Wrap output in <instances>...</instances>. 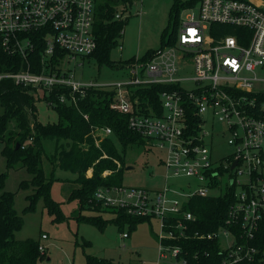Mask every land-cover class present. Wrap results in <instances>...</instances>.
<instances>
[{
    "label": "built area",
    "instance_id": "obj_1",
    "mask_svg": "<svg viewBox=\"0 0 264 264\" xmlns=\"http://www.w3.org/2000/svg\"><path fill=\"white\" fill-rule=\"evenodd\" d=\"M96 1L0 0L2 46L28 61L42 45L43 66L40 72L30 64L18 71H0V86L7 79L39 90L60 85L70 89L73 103L76 93L85 95L90 87L115 92L111 108L127 114L128 128L163 151L166 180L188 179L157 190L115 186L95 193L106 207L158 220L159 256L154 264H189V251L177 242L191 236L220 239L222 264L264 260V247L254 244L264 229V0H201L197 7L185 9L188 16L181 19L175 42L157 48L147 60L135 56L126 67V78L82 82L66 65L97 49ZM116 18H124L123 13L117 12ZM55 57L59 64L53 63ZM185 70L187 75L182 74ZM154 84L164 86L159 104L140 94ZM65 100L62 94L60 101ZM91 133L99 144L112 129L97 126ZM219 139L231 149L214 158ZM112 191L123 196L114 197ZM227 192L234 199L225 227L191 232L189 225L197 220L186 209L191 199ZM39 249L44 251L41 244Z\"/></svg>",
    "mask_w": 264,
    "mask_h": 264
},
{
    "label": "trees",
    "instance_id": "obj_2",
    "mask_svg": "<svg viewBox=\"0 0 264 264\" xmlns=\"http://www.w3.org/2000/svg\"><path fill=\"white\" fill-rule=\"evenodd\" d=\"M133 0H97L95 5L94 33L97 39V49L88 57H96L99 62L113 65L110 59L112 49L117 46L118 38L125 29L128 17L117 19L116 13L121 12L120 7ZM201 0H174L171 7V16L174 20L173 28L165 44L175 42L176 33L181 23L180 12L191 7H196ZM122 13V12H121ZM41 47L29 56L28 61L20 55H10L2 46L0 40V71H18L25 69L28 64L35 72L42 70ZM156 49H150L143 60H147ZM135 56L126 61H120L121 67H127ZM53 63L59 64L58 57ZM119 65V66H120ZM163 85L154 84L141 89L140 94L147 96L151 103L159 104V92ZM43 91V92H41ZM41 92V93H40ZM42 94V95H41ZM64 94L66 100L60 101ZM115 92L108 89L90 87L85 95L75 94L77 103L72 102L68 87L57 85L52 91L39 90L33 86H18L12 80H5L0 86V141L5 143L3 154L8 167L21 164L31 172L34 185L38 186L35 197L44 196L49 212L55 215L54 221L63 220L64 213L60 203L55 201L50 194L51 183L55 177H46L40 160L43 140L56 141L55 151L49 157L53 169L70 171L75 175L71 180L75 185L70 193L71 199H76L79 212L111 211L117 214V221L137 223L148 217L129 215L123 208H108L95 199V193L100 187L123 186L122 174L125 169L124 157L119 153L117 143L123 147L130 143L145 142L138 133L128 128V115L111 108ZM43 98L52 106L57 114L55 122L43 123L38 118L37 101ZM161 111L160 108H158ZM85 114L88 118H85ZM14 123L18 138H6V132ZM10 126V127H9ZM110 127L111 135L102 138L96 143L91 131L93 127ZM12 127V128H13ZM17 144L19 147L17 148ZM92 169L91 175L87 172ZM109 171L104 175V172ZM7 173H0V264H41L45 253L39 249L40 241L34 238L19 240L15 232L24 224V218L15 208V193L4 189ZM27 183H23L26 185ZM35 197L33 200H35ZM233 195L229 192L219 196L199 197L194 196L186 209L196 215V222H191L189 230L194 232H214L225 227L228 209L233 202ZM81 222L103 228L106 221L101 215H82L78 217ZM177 242V241H176ZM83 244L90 245L89 241ZM183 249L189 251V264H222L223 254L220 239H200L193 236L177 242ZM254 244L264 247V229L254 240ZM195 253L198 255L195 256ZM87 264H121L113 260L99 258L86 254ZM236 264H264V260L242 261Z\"/></svg>",
    "mask_w": 264,
    "mask_h": 264
},
{
    "label": "rangeland",
    "instance_id": "obj_3",
    "mask_svg": "<svg viewBox=\"0 0 264 264\" xmlns=\"http://www.w3.org/2000/svg\"><path fill=\"white\" fill-rule=\"evenodd\" d=\"M173 2L174 0H133L128 4V9H125L124 5L121 6L120 11L124 18L128 17V20L122 35L118 38L117 46L110 54L114 64L112 66L101 64L94 56H75L69 60L66 69L75 80L82 82L112 83L126 78L128 69L121 67L120 61H126L133 56L144 57L150 49L160 48L167 42L174 23L171 16ZM196 12L197 9L195 14ZM186 16H188L186 10L180 12L181 19ZM187 73L185 70L182 74L187 75ZM184 85L192 87L193 83ZM37 106L38 118L41 122L58 120L56 110L43 98L37 101ZM215 124L217 127H222V124L217 121ZM10 126L6 132V138H18V129L13 127L14 123ZM4 145L5 143L0 141V173L8 174L4 189L15 193V208L24 218V224L15 232V238L19 240L34 238L40 241L44 247L42 253H45L40 261L41 264H87L86 254L121 264H154L159 256L157 239L159 225L155 217L131 223L118 222L117 214L110 210L102 212L84 210L80 213L78 201L71 199L70 195L75 185L71 180L75 178V175L70 171L53 169L49 157L55 151L56 141L45 139L39 164L46 177L56 178L51 183L50 194L60 203L59 206L65 217L60 222H56L55 215L50 213L46 206L44 196L35 197L38 186L32 182L33 176L28 168L21 164L8 167L3 154ZM117 145L119 153L125 160V169L122 174L124 187L157 190L161 189L165 183L178 186L188 181L186 177L166 180L162 162L163 151L157 147L145 142L130 143L126 147L119 142ZM230 149L225 139H219L213 147L214 158H220ZM129 166L131 168L128 169ZM108 173L109 171H106L104 175ZM87 174L91 175L89 171ZM25 182L27 184L23 185ZM110 194L114 197L123 196L117 191H112ZM34 197L35 200H33ZM177 199L181 200L182 197L177 196ZM88 214L101 215L106 221L104 227L99 228L81 222L78 218ZM43 233L47 234L46 239L42 238ZM124 233L127 236H124ZM84 241H89L90 245L85 246Z\"/></svg>",
    "mask_w": 264,
    "mask_h": 264
},
{
    "label": "water",
    "instance_id": "obj_4",
    "mask_svg": "<svg viewBox=\"0 0 264 264\" xmlns=\"http://www.w3.org/2000/svg\"><path fill=\"white\" fill-rule=\"evenodd\" d=\"M19 147V144H17V148ZM236 161L233 163L232 167H234L236 165ZM131 168V166L128 167V169Z\"/></svg>",
    "mask_w": 264,
    "mask_h": 264
},
{
    "label": "crops",
    "instance_id": "obj_5",
    "mask_svg": "<svg viewBox=\"0 0 264 264\" xmlns=\"http://www.w3.org/2000/svg\"><path fill=\"white\" fill-rule=\"evenodd\" d=\"M255 2H261L262 0H253ZM90 174L92 173V169L89 170Z\"/></svg>",
    "mask_w": 264,
    "mask_h": 264
}]
</instances>
